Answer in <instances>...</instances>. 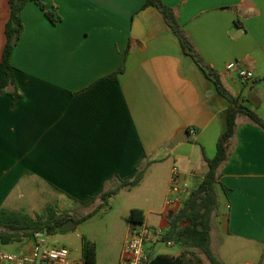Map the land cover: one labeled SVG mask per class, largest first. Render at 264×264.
Here are the masks:
<instances>
[{
    "label": "crops",
    "instance_id": "obj_1",
    "mask_svg": "<svg viewBox=\"0 0 264 264\" xmlns=\"http://www.w3.org/2000/svg\"><path fill=\"white\" fill-rule=\"evenodd\" d=\"M39 1L61 20L51 23L34 2L21 10L23 32L10 58L18 98L0 96V209L21 210L17 195L35 194L44 210L61 214L67 202L82 206L110 189L113 176L130 179L143 159L138 186L149 179L164 197L160 209L142 211L143 225L165 232L172 169L200 182L225 127L227 101L183 55L160 13L142 9L145 0ZM161 1L177 13L201 64L239 103L259 99L255 110L264 118V0ZM7 19V0H0V59ZM233 62L254 79L227 70ZM184 130L189 140L171 146ZM219 174L226 191L217 185L212 251L222 264H264V130L240 118ZM129 233L130 223L122 245Z\"/></svg>",
    "mask_w": 264,
    "mask_h": 264
},
{
    "label": "trees",
    "instance_id": "obj_2",
    "mask_svg": "<svg viewBox=\"0 0 264 264\" xmlns=\"http://www.w3.org/2000/svg\"><path fill=\"white\" fill-rule=\"evenodd\" d=\"M28 2L37 4L51 23L56 24L61 20L54 9L48 8L39 0H7L8 19L4 27L5 44L0 59V96L9 94L13 101H16L18 94L14 76L15 68L11 64L10 58L23 32L20 14ZM147 7H153L160 13L177 40L183 55L189 57L202 69L206 77L213 82L216 92L228 103L226 123L217 140L215 156L212 159L205 158L206 172L200 182L192 187L179 210L168 213V227L164 232L162 241H173L175 244H179L181 246L180 254L178 256L166 254L151 256L149 254L148 264H204L199 257L195 256L193 250L200 252L208 264H222L211 248V220L218 209L217 185L222 191H226V188L219 183V169L230 159L240 118H245L249 123L264 130V118L255 110L260 101L256 99L255 103L249 102V105H244L239 103L237 98L227 93L217 73L201 64L199 54L189 35L182 30L174 9L162 3L161 0H145L142 9ZM121 72L122 69L119 68L117 72L107 76V79L115 81L116 76ZM142 160L140 159L136 163L135 173L130 179L123 180L118 176H113L107 182V185L113 183L110 189L99 192V194L82 202L81 205L87 207L95 204L97 200L105 204L121 189L137 187L142 182L147 168L146 164H142ZM101 206L99 205L98 208ZM88 217L90 214L84 219ZM66 221L67 217L57 214L53 207H47L34 217L16 211L0 209V241L2 244H9L29 240L36 232L51 235L59 230V227ZM143 221L144 216L141 210L133 209L130 211L127 218L128 223L143 224ZM192 257L195 258L194 262H190ZM81 262L82 264H97L96 247L87 240L83 241Z\"/></svg>",
    "mask_w": 264,
    "mask_h": 264
},
{
    "label": "rangeland",
    "instance_id": "obj_3",
    "mask_svg": "<svg viewBox=\"0 0 264 264\" xmlns=\"http://www.w3.org/2000/svg\"><path fill=\"white\" fill-rule=\"evenodd\" d=\"M238 65L237 62H233ZM186 181L191 185H195L198 181L187 176ZM193 187V186H192ZM18 194V193H17ZM32 194L28 197L26 194L17 195L19 198L18 207L21 210H16L22 214L34 217L44 211V206L37 197ZM15 197V196H14ZM33 201L34 204H31ZM164 201L162 192L153 183L146 179L140 186L131 189H121L115 196L107 200V203L102 204L97 201L95 204L87 207H75L74 203L67 202L68 209L61 213L67 217V220L72 218L75 227L68 226V231L57 230L54 234L47 235L43 233V238L47 245L59 248H66L69 251V263H73L81 259L83 241L87 240L93 243L96 247V258L98 264H116L119 258L122 242L127 230V218L131 208H139L145 213L149 210L154 211L160 209ZM99 205H102L98 208ZM34 206V207H33ZM35 209L34 212L31 209ZM58 211V210H57ZM87 219L85 216L89 215ZM159 220V219H158ZM155 225L157 221L151 219ZM149 224H151L149 222ZM213 248L218 250L216 239L213 240ZM24 249V244L21 242H13L2 244L0 241V251L10 254H18ZM181 246L175 244L166 246L164 243H158L155 246L151 256L157 254H172L180 252ZM196 257H199L204 264H208L206 258L197 250H193ZM192 257L190 262H194Z\"/></svg>",
    "mask_w": 264,
    "mask_h": 264
},
{
    "label": "built area",
    "instance_id": "obj_4",
    "mask_svg": "<svg viewBox=\"0 0 264 264\" xmlns=\"http://www.w3.org/2000/svg\"><path fill=\"white\" fill-rule=\"evenodd\" d=\"M227 70H236L237 76L243 81L254 79L251 71L239 67L235 63L227 65ZM194 130L190 131L193 134ZM192 190L183 180L176 168L172 169L170 183L165 199L168 211L176 212L182 206L183 195ZM164 232L157 228H150L143 224H130V233L125 239L119 256L118 264H148L150 260L148 247L153 244L164 243L172 246L173 241L163 242ZM24 244L18 254L0 251V264H82L81 259L69 263V251L66 248L53 247L46 244L43 232H36L29 240L20 241Z\"/></svg>",
    "mask_w": 264,
    "mask_h": 264
},
{
    "label": "water",
    "instance_id": "obj_5",
    "mask_svg": "<svg viewBox=\"0 0 264 264\" xmlns=\"http://www.w3.org/2000/svg\"><path fill=\"white\" fill-rule=\"evenodd\" d=\"M189 140V135H188V132L186 130L182 131V132H179L174 138L173 140L171 141V146H175L177 145L178 143H181V142H185ZM69 225H72L73 228L75 227V224L73 223L72 220H69L67 222H64L60 227H59V230L61 231H68V230H71V229H68V226Z\"/></svg>",
    "mask_w": 264,
    "mask_h": 264
}]
</instances>
